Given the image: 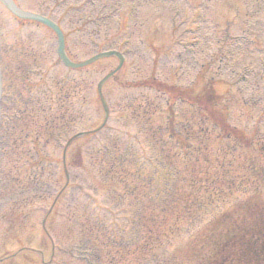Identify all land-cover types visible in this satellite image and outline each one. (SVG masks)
Returning <instances> with one entry per match:
<instances>
[{"label": "rangeland", "instance_id": "rangeland-1", "mask_svg": "<svg viewBox=\"0 0 264 264\" xmlns=\"http://www.w3.org/2000/svg\"><path fill=\"white\" fill-rule=\"evenodd\" d=\"M16 2L75 61L125 60L105 110L118 58L69 69L0 3V264H203L208 226L264 203V0ZM150 80L212 85L228 128Z\"/></svg>", "mask_w": 264, "mask_h": 264}, {"label": "trees", "instance_id": "trees-1", "mask_svg": "<svg viewBox=\"0 0 264 264\" xmlns=\"http://www.w3.org/2000/svg\"><path fill=\"white\" fill-rule=\"evenodd\" d=\"M149 82L157 88L162 86L173 99L192 101L220 127L228 128L226 117L217 108L221 96L212 85H208L203 93L190 97L182 89L156 80ZM232 130L236 132L235 128ZM156 193L160 197V193ZM196 241V244H209L210 255L203 264H264V203L237 204L216 218Z\"/></svg>", "mask_w": 264, "mask_h": 264}, {"label": "water", "instance_id": "water-1", "mask_svg": "<svg viewBox=\"0 0 264 264\" xmlns=\"http://www.w3.org/2000/svg\"><path fill=\"white\" fill-rule=\"evenodd\" d=\"M4 3L7 5V7L9 8V10L16 15L19 18H24V19H30V20H34L37 22H40L46 26H48L49 28H51L57 35L58 38V49H57V53L60 57V59L63 61V63L68 66V67H72V68H79V67H83L86 65H89L90 63L103 58V57H109V56H117L120 60V64L118 66V68L116 70H114L113 72H111L109 75H107L99 84V91L101 92V85L102 83L111 75H113L122 65L124 57L121 53L117 52V51H105V52H101L98 53L96 55H94L93 57L83 61V62H73L71 61L68 56L66 55V51H65V39H64V35L61 31V29L59 28V26L54 23L53 21H51L50 19L41 16L39 14L36 13H32V12H28L25 10L20 9L12 0H3ZM102 102L104 107L105 106V102L102 98Z\"/></svg>", "mask_w": 264, "mask_h": 264}]
</instances>
